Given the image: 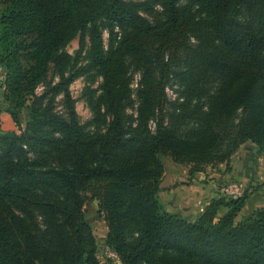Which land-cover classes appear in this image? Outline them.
<instances>
[{
	"label": "trees",
	"instance_id": "trees-1",
	"mask_svg": "<svg viewBox=\"0 0 264 264\" xmlns=\"http://www.w3.org/2000/svg\"><path fill=\"white\" fill-rule=\"evenodd\" d=\"M0 2V61L8 70V107L0 115L9 114L0 116V264H100L86 219L90 185L108 226L107 245L122 264H264V207L236 221L247 195L214 198L194 221L165 210L159 196L166 157L189 167L193 178L229 164L248 141L264 153V0ZM146 4L160 5L162 18L150 23ZM103 27L120 29L108 50ZM87 28L110 113L100 131L79 121L70 87L83 70L67 71L61 52ZM154 37L184 52L166 80L146 53L145 41ZM125 57L142 68L135 119ZM50 63L59 80L37 93ZM168 85L178 87L174 100ZM169 116L191 128L176 133ZM221 207L228 211L220 215Z\"/></svg>",
	"mask_w": 264,
	"mask_h": 264
},
{
	"label": "rangeland",
	"instance_id": "rangeland-1",
	"mask_svg": "<svg viewBox=\"0 0 264 264\" xmlns=\"http://www.w3.org/2000/svg\"><path fill=\"white\" fill-rule=\"evenodd\" d=\"M138 1H147V0H138ZM4 6L2 2H0V9ZM143 14L148 18L150 23H155L159 19L162 18V11L160 5H145L142 8ZM240 17V12L237 13ZM242 15V13H241ZM104 22V21H103ZM119 28L116 27L114 31L109 29L108 27H103L104 41L106 49H110L114 44L117 34H119ZM2 31L0 28V56L5 51V44L2 39ZM188 40V39H187ZM192 42L191 40H188ZM146 53L150 52L152 55L148 56L153 62V65L156 67L157 73L160 76L164 77L166 80V75L168 71L171 69H176L179 64H181V60L183 59V49L175 48L171 46H166L162 43L161 39L158 37L150 38L145 41ZM61 52L67 57V64L65 65V69L68 71L71 68L74 71L83 70L82 74L76 78L71 84V92L75 99V105L78 112V117L80 123H82L88 130L90 131H100L104 130L108 122L110 121V113L108 112V105L105 101V97L103 94V76L100 68L95 67L91 64L92 62V42H91V29L87 28L84 32L81 30H77L74 32L72 37L65 43L62 47ZM171 54V56H170ZM148 55V53H147ZM170 56V64H167L164 61V57ZM1 59V58H0ZM123 66V78L127 77L129 84V99H130V107H128V111L132 115V118L135 119L137 116V105H138V96L137 91L139 88V84L142 78V68L136 64L132 57H125L124 62H122ZM8 75V70L6 64L0 61V109H5L8 107V102L5 99V91H6V79ZM59 80L58 71L55 68L54 63H50L48 67V71L46 77L43 78L38 83L37 93H41L46 87L51 84H54ZM169 91L166 89V93L170 100H174L179 94L176 90L177 85L174 87L168 85ZM166 87V88H167ZM214 84L208 83L205 87L206 90L212 89ZM27 102L23 106L22 113L20 115L21 121L23 125H26L29 119V105H31L32 101L29 97H27ZM162 105L166 109L170 106L168 99L162 100ZM56 110L63 111V105L61 102V96L57 98L56 102ZM243 115V111L240 110L234 118V123L238 122L240 117ZM2 117H8L9 114L5 111L1 113ZM170 123L169 125L176 133H185L191 128L192 123L189 120H183L176 116H169ZM247 143V142H246ZM245 151L238 155V165L240 166V172L246 173L250 170H255V177L252 179L245 180H237L230 177H219V187L220 191H226L227 188L232 183H237L241 186V190L235 194L231 192L225 195V199L230 201L231 199H236L240 196L247 195V201L245 206L242 208L241 212L238 214L236 221L241 220L243 215H250L251 213H255L259 208L264 207V153L259 150V147L248 141L245 144ZM164 163L166 165V170L164 174V183L166 186L170 185L174 187L189 185V183L193 182V178H197L196 175L193 178H187L185 176V171L189 167L184 165H177L170 158L166 157L164 159ZM187 167V168H186ZM233 166L226 168L224 174L226 172L231 171ZM187 169V171H189ZM206 169V167H205ZM246 171V172H245ZM210 174L206 176H202L200 179L202 181H209L213 178H209ZM189 180V181H187ZM171 187L165 189L160 195V199L163 203L165 210H175L179 211V213L185 214L189 217L188 220L194 221L199 218V216L203 213L204 209L212 202L214 199L191 197L190 200L182 199L178 196H173ZM220 193V192H219ZM222 193V192H221ZM219 194L217 199L220 198L222 194ZM85 195L88 197L86 203V219L92 224L94 233L97 241V256L100 260V264H122L119 256L107 245V234H108V226L105 222L104 218L98 212V201L93 199L92 196V185L88 186L85 190ZM205 199H209V204H206ZM225 208V207H224ZM221 209V208H220ZM226 212L228 211L227 207L225 208ZM244 213V214H243ZM178 215V214H177ZM219 215V214H218ZM181 217V216H180ZM184 218V217H183Z\"/></svg>",
	"mask_w": 264,
	"mask_h": 264
},
{
	"label": "crops",
	"instance_id": "crops-1",
	"mask_svg": "<svg viewBox=\"0 0 264 264\" xmlns=\"http://www.w3.org/2000/svg\"><path fill=\"white\" fill-rule=\"evenodd\" d=\"M247 143H244L239 148V150L236 152V154L232 156L229 164L223 163L217 166H211V165L207 166L205 171L200 172L199 175H196L197 178H193V182L189 183V185L185 184V185L176 187L174 184V187L170 185L166 186V184H169V183H164V176H163L162 186L165 187L166 189L171 187V190H172L171 194H173V196H178L179 198H182V199L190 200L191 197L193 198H196V197L207 198L208 197L209 199L212 200L213 198L217 197L221 193L219 182H218L220 180V179L218 180L219 177L222 176L226 178V177L232 176L233 178L237 180H245L247 178H248L247 180H249L252 178H256L254 169L250 170L249 172L245 171L246 173H241L240 166H239L240 164L238 165V160L240 158L238 157V155L240 153L242 154L245 151L244 148H245V144ZM175 164L180 165L178 163H175ZM231 166H233L231 171L226 172L224 174V171H226V168L231 167ZM187 169L185 171V176H187V178H190L191 176H190L189 171H187ZM207 174H210L209 178H213V179L209 181H202L200 178L202 176H206ZM163 191L159 193V196L162 194ZM209 199H205L206 204L209 202ZM225 210L226 209L224 207H221V209L219 210V214L220 215L224 214L226 212ZM167 211L178 214L179 216L184 217L186 219H189L187 215L179 213V211L170 210V209H167ZM243 216H246V215H243Z\"/></svg>",
	"mask_w": 264,
	"mask_h": 264
},
{
	"label": "built area",
	"instance_id": "built-area-1",
	"mask_svg": "<svg viewBox=\"0 0 264 264\" xmlns=\"http://www.w3.org/2000/svg\"><path fill=\"white\" fill-rule=\"evenodd\" d=\"M170 89H169V87H167V91H169ZM225 190L226 191H221L222 193V195L223 196H225V195H227V193H229V192H231L232 194H235V193H237L238 191H243V190H241V186L240 185H238L237 183H232V184H230L227 188H225ZM227 192V193H226Z\"/></svg>",
	"mask_w": 264,
	"mask_h": 264
}]
</instances>
